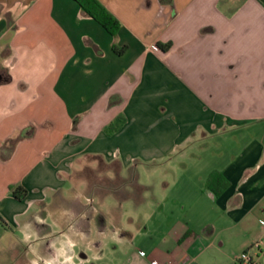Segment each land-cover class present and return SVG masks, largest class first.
Wrapping results in <instances>:
<instances>
[{"label":"crops","instance_id":"0c3cea01","mask_svg":"<svg viewBox=\"0 0 264 264\" xmlns=\"http://www.w3.org/2000/svg\"><path fill=\"white\" fill-rule=\"evenodd\" d=\"M101 1L116 37L76 0H0V264H264V0ZM88 154L180 164L94 229Z\"/></svg>","mask_w":264,"mask_h":264},{"label":"rangeland","instance_id":"374dc122","mask_svg":"<svg viewBox=\"0 0 264 264\" xmlns=\"http://www.w3.org/2000/svg\"><path fill=\"white\" fill-rule=\"evenodd\" d=\"M178 158L175 154L168 160L158 157L149 159L147 156H139L135 162L140 182L147 183L151 186L153 194L160 195L163 181L165 180L162 166L180 164V159ZM117 172H120L118 163L103 161L97 155L88 154L82 158L78 169H75L71 174V177L80 184L79 186L82 190L79 194L80 205L85 206L86 210H84V213L88 211L86 212L87 216L91 215L93 217L92 227L94 229L98 228L99 224V226L103 225L112 230L116 223L111 218V215L122 213L124 224H126L128 217L137 214L131 201L120 205L118 197L109 191L111 188L109 184L116 178ZM129 175V171L124 174L125 177H129ZM127 204H130V207ZM105 216L107 219L104 218ZM78 220L80 223H84L81 218ZM142 252L146 253L144 250Z\"/></svg>","mask_w":264,"mask_h":264},{"label":"trees","instance_id":"16d2710c","mask_svg":"<svg viewBox=\"0 0 264 264\" xmlns=\"http://www.w3.org/2000/svg\"><path fill=\"white\" fill-rule=\"evenodd\" d=\"M78 1L81 9L89 16L97 20L112 36L116 37L121 23L119 19L104 5L101 0H76ZM170 1V0H162ZM162 49H166V45L157 43ZM114 50L121 52L122 49H118L114 45ZM122 124L121 118L117 117L110 124H108L105 130L108 133H111L117 130ZM99 159H104L101 156H98ZM116 162V161H114ZM111 162V163H114ZM117 163V162H116ZM129 177L122 176L120 172L116 173V178L110 182V193H114L119 200L122 199H133L135 203H140L143 200V195L147 190V187L138 181L137 170L135 166L130 167ZM228 181L223 175V173L215 169L207 177L205 187L210 189L214 194L218 195L224 191L228 186ZM20 191L26 192V189L17 186L15 188V193Z\"/></svg>","mask_w":264,"mask_h":264},{"label":"built area","instance_id":"2783aa9c","mask_svg":"<svg viewBox=\"0 0 264 264\" xmlns=\"http://www.w3.org/2000/svg\"><path fill=\"white\" fill-rule=\"evenodd\" d=\"M261 242H255L254 247H259ZM141 253H144L141 251ZM238 261L240 264H257V262L253 259L249 249L242 251L238 256ZM152 264H158L157 260H152ZM163 264H171L170 262H165Z\"/></svg>","mask_w":264,"mask_h":264},{"label":"clouds","instance_id":"9594fccd","mask_svg":"<svg viewBox=\"0 0 264 264\" xmlns=\"http://www.w3.org/2000/svg\"><path fill=\"white\" fill-rule=\"evenodd\" d=\"M70 259H71V258H69L68 264H70Z\"/></svg>","mask_w":264,"mask_h":264}]
</instances>
